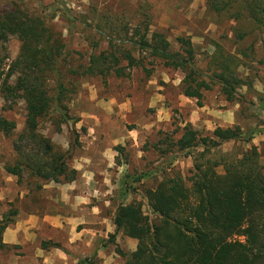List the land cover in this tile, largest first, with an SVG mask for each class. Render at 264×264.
Wrapping results in <instances>:
<instances>
[{
	"label": "rangeland",
	"instance_id": "1",
	"mask_svg": "<svg viewBox=\"0 0 264 264\" xmlns=\"http://www.w3.org/2000/svg\"><path fill=\"white\" fill-rule=\"evenodd\" d=\"M9 1L0 0V12L9 7ZM22 1L29 12H37L50 19V25L63 36L66 54L77 62L75 67L87 66L90 55L108 50V43L96 32L99 28L110 34V17L127 13L128 28L133 29L137 24L134 14L143 7L150 19L149 32L162 33L172 51L178 50L176 39H190L201 72L209 74V59L217 50L223 57L235 56V65L240 64L237 68L239 76L253 82L252 91L246 87L237 91L245 103H240L239 98L229 103L214 87L203 92L202 107H198L196 100L181 95L183 74L180 71L165 69L155 59L140 54L136 49H131V53L140 65L128 69L127 63L121 62L120 66L126 67L124 77H116L113 73L105 78L68 77L75 88L74 94L64 102L70 120L59 123L57 113L51 110L49 116L40 121L39 132L70 155L69 165L81 170L77 171L76 181L82 171L91 177L90 189L94 198L90 197L88 206H96L102 218L106 219V223L100 225L105 229L97 233L91 245H86L85 250L77 245L83 254L81 258L77 253L80 258L77 264H127V256L136 250L138 243L123 236L122 232H115L112 219L117 207L140 204L142 214L153 223L157 216L148 205V190L174 176L182 177L185 185L190 187L187 180L193 169L192 158L170 151L164 144L168 137L177 140L186 124L203 137L210 136L216 128L238 126L243 132L254 130L250 144L225 143L212 152L211 158L217 161L240 158L242 153L254 147L259 154L260 166L264 168V39L262 41L261 36L250 33L238 43L235 37V29L241 28L245 34L252 30L251 26L236 25L237 22L228 16L211 12L205 0ZM66 16L79 18L82 23L72 26ZM252 45L254 55L248 59L238 55ZM127 48L130 47L126 45ZM4 49L6 59L2 67L7 68L17 57L20 43L11 38ZM15 79L12 78L10 84H14ZM54 87V80L48 82L51 92ZM0 118L14 122L16 131L13 136L19 135L25 123L23 101L6 103L0 94ZM13 136L6 138L0 134V219L16 212L6 230L13 229L17 221L27 220V216L42 218L51 210L77 215L80 211H72L70 205L60 202L58 188L66 184L51 183L50 189L43 191L42 188L36 192L34 180L27 182L24 178L18 185L16 178L5 173L4 165L15 160ZM199 152L201 149L194 154ZM217 172L222 174V169ZM108 224L113 226L109 233ZM78 226L74 229L82 231L83 227ZM64 227V232H53L29 226L34 235L21 238L20 245H10L8 251L0 252V264H61L51 256L53 252L68 253L70 246L74 245L69 242V226ZM85 228L92 230L91 222ZM91 238L88 234V243ZM233 240L243 241V238L235 237ZM38 254H44L48 260L37 257Z\"/></svg>",
	"mask_w": 264,
	"mask_h": 264
},
{
	"label": "trees",
	"instance_id": "2",
	"mask_svg": "<svg viewBox=\"0 0 264 264\" xmlns=\"http://www.w3.org/2000/svg\"><path fill=\"white\" fill-rule=\"evenodd\" d=\"M205 1L211 12L228 16L236 25L252 27L245 34L241 28L235 29L238 43L250 33L261 36L263 41L264 0ZM145 11L140 7L134 14L137 24L133 29L128 28L127 13L110 17V34L99 28L96 32L106 40L108 50L90 55L87 66L77 67V62L66 54L62 34L46 16L29 12L22 0H10L9 7L0 12V94L6 103L21 100L25 106L24 129L17 136H13L15 123L0 118V134L15 137V160L5 164L4 171L16 178L18 185L24 178L27 182L34 180L35 191L40 192L49 183L70 184L77 180V171L68 163L70 155L41 135L40 121L53 110L59 123L68 122L69 110L64 102L75 92L69 78H105L112 73L124 77L126 67L140 65L131 49L155 59L165 69L180 71L181 95L196 100L198 107H202L203 92L214 87L229 103L238 98L245 103L237 91L243 87L252 91L253 82L239 76L240 64L235 65V56L223 57L216 50L209 59V74L201 72L190 39H176L178 50L172 51L162 33L149 32L150 19ZM67 22L72 26L82 23L69 16ZM11 38L17 39L20 49L4 68V46ZM126 45L130 48L126 49ZM253 49L254 45L238 55L248 59L254 55ZM123 61L127 63L125 68L120 66ZM12 78H16L14 84H10ZM51 80L55 82L52 92L48 88ZM253 134L254 130L243 132L235 126L216 128L210 136L203 137L186 124L177 140H165L170 151L192 158L193 169L187 180L190 187L182 177L174 176L148 190V205L157 216L153 223L142 214L140 204L117 207L112 219L115 232L138 243L127 256V264H264V168L257 149L252 147L240 158H211L212 152L225 143L250 144ZM197 149L201 152L194 154ZM219 168L222 174L217 172ZM14 216L16 212H10L0 219V252L10 249L3 243L2 235ZM235 237L243 241L233 240Z\"/></svg>",
	"mask_w": 264,
	"mask_h": 264
},
{
	"label": "crops",
	"instance_id": "3",
	"mask_svg": "<svg viewBox=\"0 0 264 264\" xmlns=\"http://www.w3.org/2000/svg\"><path fill=\"white\" fill-rule=\"evenodd\" d=\"M74 169L78 172L79 168ZM59 186V185H56ZM52 187V184L44 186L43 191H46L47 189H50ZM91 177L89 178L86 176V173L82 171V174L80 175V178L78 181H75L70 184L62 185L60 188H58L59 194H60V202L64 205H70L72 211H80L77 215L74 214H61L57 213L53 210L48 214L46 213L42 218H38L35 215L27 216V220L23 221H17V223L14 225L13 229H8L4 232V235L2 237L3 243L5 245H20L21 238L24 237H31V234L34 235V233H31V228L34 229L38 228L39 231H42L43 228L50 229L53 232H64L63 228L64 226H69L67 229L70 232V239L69 242L71 245L69 248V254L68 253L61 252L58 250H55L51 256L56 257L57 261H59L61 264H67L70 263V261L73 264H77L79 261V257L77 256V253L80 254V257H83V254L80 250H78L77 245L81 246L82 249H86V245H91L93 238L97 236V233H100L105 229V226L100 227L102 223H106V219L102 218L100 215V212L98 211L96 206L89 207L90 197L94 198L92 196L91 192ZM73 192V193H72ZM54 206L53 208H55ZM85 212V214L83 213ZM74 213V212H73ZM89 222L92 224V230H88L85 228L86 225H89ZM78 225H81L82 231L77 232L76 228ZM28 227V228H27ZM79 227V226H78ZM113 231L112 224H108L107 231L108 233L110 231ZM88 234L92 236L91 242H87ZM79 251V252H78ZM42 251L39 250V253ZM37 257H42L45 261L48 259L43 254H38Z\"/></svg>",
	"mask_w": 264,
	"mask_h": 264
}]
</instances>
